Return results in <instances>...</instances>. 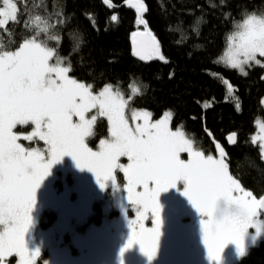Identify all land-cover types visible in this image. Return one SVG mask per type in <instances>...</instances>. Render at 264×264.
Masks as SVG:
<instances>
[{"label": "snow or ice", "instance_id": "snow-or-ice-1", "mask_svg": "<svg viewBox=\"0 0 264 264\" xmlns=\"http://www.w3.org/2000/svg\"><path fill=\"white\" fill-rule=\"evenodd\" d=\"M126 2L138 14L137 25L147 27L144 13L148 9L143 0ZM104 3L112 6L110 0ZM111 20L117 21V16ZM9 22H19L18 5L13 0H2L0 28ZM237 29L229 35L227 50L220 59L247 75L244 65L264 66L257 59V55L264 57V19L249 16ZM40 35L36 31L13 49L0 46V261L15 254L19 264H33L31 257L40 254L39 250L30 251L25 239L32 225L36 192L53 165L64 156H71L81 170L92 172L101 189L108 180L115 183V170L123 172L127 201L136 206L137 216L129 222L131 235L121 256L133 245H139L149 260L156 256L162 226L159 196L181 181L182 195L202 217L208 259L218 262L228 243H234L240 256H244L245 237L255 227L253 218L264 210V198L257 200L229 174L222 159L224 149L217 145L221 159L205 156L182 128H169L167 117L150 123L148 111L133 110L132 118L143 120V124L130 126L125 115L128 101L123 95L113 92L111 85L94 92L90 84L74 78L70 75L71 64L64 66V58ZM145 35L147 40L143 39ZM137 36L141 37L139 42ZM50 39L58 41L60 37ZM133 43H138L133 54L141 60L158 58L167 62L150 31L133 33ZM224 83L231 93L233 86L227 80ZM94 109L95 114L87 116ZM98 116L107 118L111 138L102 140L99 150L93 151L86 146L85 138L91 135ZM29 125L30 133H17L18 126ZM260 133L264 140V125L260 126ZM37 138L48 146L46 153L19 143L21 139ZM184 153L187 159L182 157ZM122 157L127 158L126 165L120 162ZM220 200L226 201L230 210L217 219ZM149 212L154 227L146 229L141 221ZM261 231L264 225L257 228L258 233Z\"/></svg>", "mask_w": 264, "mask_h": 264}, {"label": "trees", "instance_id": "trees-1", "mask_svg": "<svg viewBox=\"0 0 264 264\" xmlns=\"http://www.w3.org/2000/svg\"><path fill=\"white\" fill-rule=\"evenodd\" d=\"M13 1L19 22L0 28V46L13 49L39 31L64 58V66L71 64L74 78L95 92L111 85L131 108L146 110L153 119L170 113L172 128H182L205 156L222 147L231 176L255 198H264V157L253 141L255 121H264V69L251 65L243 75L220 59L243 18L264 19V0H143L147 28L167 61L152 58L145 63L133 55L132 36L141 26L126 0H110L111 7L104 0ZM113 15L117 21L111 20ZM225 80L233 86L231 93ZM18 128L21 134L32 130L30 125ZM109 132V123L97 118L88 146L96 147ZM21 142L28 148L43 147L39 139ZM97 220L93 218L94 224ZM52 221L51 214L45 215L41 226ZM232 264H264V240Z\"/></svg>", "mask_w": 264, "mask_h": 264}, {"label": "rangeland", "instance_id": "rangeland-1", "mask_svg": "<svg viewBox=\"0 0 264 264\" xmlns=\"http://www.w3.org/2000/svg\"><path fill=\"white\" fill-rule=\"evenodd\" d=\"M249 16L263 19L257 15H248L239 24H242ZM138 30H142V28ZM237 30L236 26L235 31ZM257 59L264 65V57L257 55ZM249 66H243L245 71ZM261 67L264 69V66ZM236 70L240 73L239 69ZM103 88L96 92L102 91ZM113 92L116 91L113 90ZM124 99L128 101L125 97ZM261 102L264 107V97ZM133 110L146 111L131 108L127 104L125 115L130 126L135 127L138 124H143V120L132 118ZM95 112L94 109L87 116L90 117ZM166 117L169 128L175 131L177 128L171 127L170 113H164L158 119H153L150 116L149 122H158ZM97 118H104L108 122L106 117L98 116ZM261 125H264V121L257 119L255 121L256 131L253 135V141L257 142L260 148L261 144H264V140L260 139ZM18 127L16 131L19 130ZM88 137L85 138L86 146L93 151L99 150L102 140L111 138L109 132L108 137L101 139L96 147H89ZM21 141L24 140L19 141L22 144ZM41 142L43 143L41 149L38 147L30 149L40 151L42 154L46 153L48 146L43 141ZM261 151L264 157V149L261 148ZM184 154L187 156L186 153ZM213 158L221 159L219 151L213 155ZM222 159L226 163L225 155ZM120 162L125 165L128 163L126 157H122ZM113 176L115 183L108 180L106 187L101 189L95 175L87 169L78 168L71 156H64L53 165L50 175L37 189L36 203L31 213L32 225L25 237L29 250H39L40 252L39 255L31 257L33 264L39 262L42 264H232L241 257L237 246L234 243H228L233 245V248L226 254L222 252L218 262L208 259L201 231L202 217L190 201L182 195L184 189L182 181L178 182L176 188L162 192L159 196L162 226L156 256L149 260L140 251L139 245H133L121 256V250L126 248L131 235L129 222L131 219L135 220L137 214L136 206L127 201L126 178L123 172L115 170ZM44 183L48 186H43ZM140 190L142 191V189ZM95 208L96 211H94ZM228 210L230 209L226 201H218L217 219H222ZM141 211H143L142 208ZM261 212L253 218L255 227L250 228L245 237V253L250 247L264 240V231L257 232V228L264 225V216ZM149 213H146L145 218L141 221L146 229L154 227L151 213ZM50 214L53 221L41 226L45 221V215ZM95 217H98L97 224H94L93 221ZM136 227L138 229L139 225ZM43 253H45V258L41 261ZM0 264H19V257L15 254L6 256L3 261H0Z\"/></svg>", "mask_w": 264, "mask_h": 264}, {"label": "water", "instance_id": "water-1", "mask_svg": "<svg viewBox=\"0 0 264 264\" xmlns=\"http://www.w3.org/2000/svg\"><path fill=\"white\" fill-rule=\"evenodd\" d=\"M131 9H134V8H131ZM140 26H141L142 30H138L137 32H141V33L149 32L148 28L145 27L144 24H140ZM132 39H133V36H132ZM140 39H141L140 36H137V37H136L137 42H139ZM143 39L147 40L148 37L145 35V36L143 37ZM137 47H138V43H137V45H134V43L132 44L133 53H134V50H135ZM134 56H135L136 59H138L141 63H145V62H147V61L149 60V59L141 60V59L139 58V56H137V55H134ZM230 137H231V139L229 138L228 144H229L230 146H232V145L235 143V139H234L235 137H234L233 135H231Z\"/></svg>", "mask_w": 264, "mask_h": 264}, {"label": "flooded vegetation", "instance_id": "flooded-vegetation-1", "mask_svg": "<svg viewBox=\"0 0 264 264\" xmlns=\"http://www.w3.org/2000/svg\"><path fill=\"white\" fill-rule=\"evenodd\" d=\"M182 157L184 158V159H187L188 157L187 156H185V154H182ZM45 183H47V182H45ZM43 184V186H45V185H47L48 186V184ZM262 212V216H264V210H261ZM150 214V213H149ZM146 221V220H145ZM233 248V245H230V244H227L226 246H225V248L223 249V253L224 254H226V253H228V252H230V250ZM197 264H202V263H197Z\"/></svg>", "mask_w": 264, "mask_h": 264}]
</instances>
